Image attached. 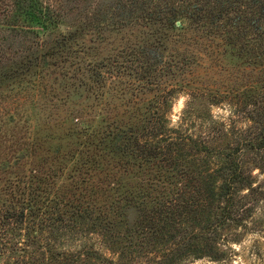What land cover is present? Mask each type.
<instances>
[{"label": "trees", "instance_id": "obj_1", "mask_svg": "<svg viewBox=\"0 0 264 264\" xmlns=\"http://www.w3.org/2000/svg\"><path fill=\"white\" fill-rule=\"evenodd\" d=\"M91 4L0 0V98L30 108L0 120V264H227L264 212V0H116L62 32ZM244 64L247 136L209 112Z\"/></svg>", "mask_w": 264, "mask_h": 264}, {"label": "rangeland", "instance_id": "obj_2", "mask_svg": "<svg viewBox=\"0 0 264 264\" xmlns=\"http://www.w3.org/2000/svg\"><path fill=\"white\" fill-rule=\"evenodd\" d=\"M116 0H92L91 6L88 7L87 14L83 11L80 15L77 12H72L68 16L67 26H62V32H71L81 30V28L86 24L88 18H93L94 15L98 10H104L109 8ZM99 14V12H98ZM187 24V22H186ZM236 42L230 47L229 52L222 58V62L224 65L230 67V65L238 64L237 61L238 56H235L232 52V48L237 50V54H241L246 60V50H242L243 46H245L246 41L243 39L241 35H237V38H233ZM90 40V39H89ZM118 38L113 37L112 39H107L106 44H91L90 46L95 47V50L91 51L94 57L102 58L108 54V52L112 51V44L117 47L116 42ZM86 42L88 39L85 40ZM106 41V40H105ZM110 41V42H109ZM115 42V43H112ZM233 42V41H232ZM112 43V44H111ZM100 45V46H99ZM235 52V53H236ZM252 56L256 62L259 64L264 65V59L257 60L256 53H252ZM246 62V61H245ZM246 64L242 66V69L238 72H234L231 77L223 78L221 72L219 74L218 82L223 83L225 87H230L233 90L241 89L244 90L243 92H233L228 95H224L218 102L213 103L212 108L209 109L210 115L212 120H215L217 124L220 126H225L226 130H229L231 134H237L243 131H246V136L250 129H252L253 124L250 121L249 111L253 108L252 105H249L248 101L246 100V96L250 95V92H246ZM249 78H252L250 76ZM255 78V76H254ZM5 84L0 81V94L6 96V90H4ZM253 94V93H252ZM62 96V94L60 95ZM84 96H82V99ZM59 101H61L59 99ZM91 103V101L89 100ZM80 102L75 101L74 104H79ZM59 104V103H58ZM70 107L72 108V102L69 103ZM249 105V106H248ZM10 103L3 101L0 98V120L1 115L6 113L7 111H14L16 110L19 114H24L25 112H29L30 108L28 107L27 103H20L17 107L12 106L9 107ZM184 106V98L181 96L177 100H175L172 108L169 110V117L173 123L178 121L179 115L182 112ZM258 106V104H257ZM179 108V111L176 109ZM47 110V109H46ZM42 112L41 115L47 114V112ZM52 111V110H51ZM3 120V116H2ZM36 121V119H35ZM231 130V131H230ZM228 132V133H229ZM264 177H257L255 182H262ZM246 233L241 234L238 237V241H233L230 243L231 253L228 254V263L227 264H260L261 260H264V212L256 211L255 213V222L250 220L246 221ZM103 254L108 257H114L116 251L111 247H102L100 249ZM191 264H218L212 263L207 260H200Z\"/></svg>", "mask_w": 264, "mask_h": 264}, {"label": "clouds", "instance_id": "obj_3", "mask_svg": "<svg viewBox=\"0 0 264 264\" xmlns=\"http://www.w3.org/2000/svg\"><path fill=\"white\" fill-rule=\"evenodd\" d=\"M176 111H179V108H177Z\"/></svg>", "mask_w": 264, "mask_h": 264}, {"label": "water", "instance_id": "obj_4", "mask_svg": "<svg viewBox=\"0 0 264 264\" xmlns=\"http://www.w3.org/2000/svg\"><path fill=\"white\" fill-rule=\"evenodd\" d=\"M177 25H179V23H176Z\"/></svg>", "mask_w": 264, "mask_h": 264}]
</instances>
